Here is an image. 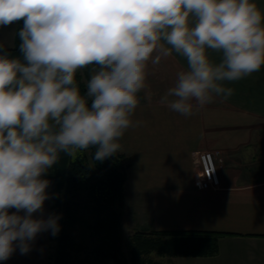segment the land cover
Segmentation results:
<instances>
[{
    "label": "clouds",
    "instance_id": "clouds-1",
    "mask_svg": "<svg viewBox=\"0 0 264 264\" xmlns=\"http://www.w3.org/2000/svg\"><path fill=\"white\" fill-rule=\"evenodd\" d=\"M21 19L24 62L0 54V261L27 254L43 231L59 232L58 216L33 213L43 211L42 176L61 152L93 147L102 162L121 149L149 61L172 51L186 59L161 99L186 117L191 101L227 100L224 82L264 66V14L253 0H0V27ZM89 66L82 95L76 74Z\"/></svg>",
    "mask_w": 264,
    "mask_h": 264
},
{
    "label": "crops",
    "instance_id": "crops-1",
    "mask_svg": "<svg viewBox=\"0 0 264 264\" xmlns=\"http://www.w3.org/2000/svg\"><path fill=\"white\" fill-rule=\"evenodd\" d=\"M258 2L264 14V0ZM6 44L0 49L14 47L15 32ZM209 56L220 62V53L209 50ZM182 70H187L186 59L174 51L157 65L148 62L145 84H162V89L144 87L145 97L130 117L133 126L118 141L119 151L132 159L124 185L123 231L222 233L214 256L171 257L192 264H264V66L239 81L224 82L233 89L227 100L214 97L203 107L191 101L193 114L187 117L161 103ZM154 92L159 96H151ZM203 151L216 155L217 188H196L197 155ZM48 202L45 219L52 197ZM42 233L38 264H49L53 235ZM27 255L17 249L0 264H30Z\"/></svg>",
    "mask_w": 264,
    "mask_h": 264
},
{
    "label": "trees",
    "instance_id": "trees-1",
    "mask_svg": "<svg viewBox=\"0 0 264 264\" xmlns=\"http://www.w3.org/2000/svg\"><path fill=\"white\" fill-rule=\"evenodd\" d=\"M13 48L0 49L9 58L22 62L18 33ZM89 66L86 69H91ZM84 71L76 74L81 94L87 92ZM89 106L91 100L88 101ZM95 148L75 156L60 153L58 162L47 172L54 188L50 215L58 216L59 232L49 264H155L146 259L151 252L168 256H214L218 240L226 234L202 231L135 232L123 237L124 185L132 159L118 151L104 161H96Z\"/></svg>",
    "mask_w": 264,
    "mask_h": 264
},
{
    "label": "rangeland",
    "instance_id": "rangeland-1",
    "mask_svg": "<svg viewBox=\"0 0 264 264\" xmlns=\"http://www.w3.org/2000/svg\"><path fill=\"white\" fill-rule=\"evenodd\" d=\"M253 1L257 4V6H260L261 3H259L258 0H253ZM19 22L20 21H15V22H13L12 24H10L8 26L0 27V46H6L7 45L6 44L7 38H12L14 32L16 34L17 29L19 27ZM83 71H84L85 77L86 78H88V77L90 78L91 69H86V70L83 69ZM151 86L153 88L157 87L160 90L162 89V84H160L159 86L158 85L145 84V88H149L150 87L152 89ZM145 88H143L140 92L137 93V98L138 99H141L142 97L143 98L145 97V94H144V89ZM146 90H148V89H146ZM150 94H152L151 96H155V97L159 96L155 92L154 93H150ZM46 175H47V173L43 174L42 178L47 179L50 182L49 183V187L46 189V192L48 193V199H46L45 202H44L43 206H45V208H43L42 212L38 211L37 213H33V217L34 218H41L42 217V218L45 219V217L47 215V212H48V210L47 211L45 210V209H47V206H48V205L46 206V202H48L49 198L52 197L54 195V193H55L54 188L51 186V182L52 181L50 180V178H46ZM13 212H16V209H9V214H11ZM19 214L20 215H24L25 213H24L23 210H21V212ZM48 233H49V235L51 237L52 234H51L50 230L48 231ZM122 233H123V237H124L125 240H127V238H129V236L132 235V234L128 235L126 233V231L125 232L122 231ZM39 234L42 235L43 233L41 232ZM39 234L37 235V237L35 238V240L31 244V250L29 252L33 253V254L30 255V253L28 252V255H27V256H29V259L31 261L30 264H38V259H39L38 256L39 255H38L37 249H39V251H41V243L39 241V238H40ZM46 236L47 235H46V232H45V237ZM49 240H50V244L49 245H50V248H51L50 251H52L53 245L55 244V241H54V239H52V237ZM36 251H37V253H36ZM33 255L35 257H32ZM30 257H32V258H30ZM146 257H147L146 259L151 260L155 264H192L191 261H193L191 259L182 260L183 257H173L172 258L171 256H168V255L160 256L156 252H151Z\"/></svg>",
    "mask_w": 264,
    "mask_h": 264
},
{
    "label": "built area",
    "instance_id": "built-area-1",
    "mask_svg": "<svg viewBox=\"0 0 264 264\" xmlns=\"http://www.w3.org/2000/svg\"><path fill=\"white\" fill-rule=\"evenodd\" d=\"M200 171L195 180L198 190H207L217 188L220 185V179L217 174L216 155L210 151H203L198 155Z\"/></svg>",
    "mask_w": 264,
    "mask_h": 264
}]
</instances>
